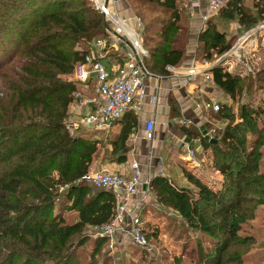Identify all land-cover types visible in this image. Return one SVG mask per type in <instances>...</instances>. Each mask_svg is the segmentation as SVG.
Returning <instances> with one entry per match:
<instances>
[{"label": "trees", "instance_id": "trees-1", "mask_svg": "<svg viewBox=\"0 0 264 264\" xmlns=\"http://www.w3.org/2000/svg\"><path fill=\"white\" fill-rule=\"evenodd\" d=\"M126 1L142 22L147 71L169 75L167 68L179 67L185 58L190 0ZM244 1L231 0L216 15L237 21L247 32L264 22V0H253L252 14ZM141 7L149 17L135 13ZM211 19L195 50L206 62L233 46ZM107 36V21L89 0H0V264H110L108 252L100 254L107 249L106 238L93 239L85 254L84 231L111 223L114 196L75 184L97 162L101 148L82 133L70 136L65 126L78 89L69 79L73 68L93 39ZM209 72L231 100L214 114L226 122L221 133L201 140L222 176L221 188L214 192L186 171L193 191L154 177L150 192L157 207L178 217L152 205L141 213L149 210L178 245L170 264H250L255 236L247 233L248 226L264 209V105L248 101L264 89V70L255 78L230 74L221 64ZM135 127L134 117L123 124L110 142L112 157L126 148ZM65 210L75 214L71 221ZM145 229L149 242L160 233L152 224Z\"/></svg>", "mask_w": 264, "mask_h": 264}, {"label": "crops", "instance_id": "crops-1", "mask_svg": "<svg viewBox=\"0 0 264 264\" xmlns=\"http://www.w3.org/2000/svg\"><path fill=\"white\" fill-rule=\"evenodd\" d=\"M126 3V0H117V15L121 19L126 20L130 25H133L131 20L134 14L127 8ZM111 10L114 12V7H112ZM205 10L206 6L202 2L199 7L190 10V15L192 16L191 23L194 22L192 25L195 26V29L199 26ZM210 17H212V15ZM199 29L200 28L196 29L195 32L193 55L192 53L187 54L185 56L186 58H184V63L179 67L167 68L170 72L167 76L151 74L150 77L146 78V101L140 112L136 113L134 111H128L123 115L120 121L112 123L105 129L96 130L80 126L75 131L74 135L82 133L91 140L99 141L100 137H116L125 122L129 121L131 117L136 119V127L132 129L131 134L126 141V148L116 156H123L124 162L117 163L115 161L110 162L99 160L91 169L104 170L128 179L131 172V165L137 163L141 173L142 182L146 179L152 180L154 177L162 176L169 181L174 182L179 188L190 189L189 187L191 186L183 176V172L186 171L198 178L212 191L216 192L220 190L222 176L218 171L213 169L211 153L209 150L203 149L201 140L203 139L202 132L203 134L205 133L209 135V138L206 137L208 138L207 140L212 139L215 133H221L226 122L211 119L209 114L214 115L215 113L206 110L204 108V103L216 102L223 107L229 106L231 100L215 86L212 79L211 81H206L202 76L203 74L198 73L190 78H185L184 76L186 73L185 71L191 66L202 67V71L208 73H210L209 71L213 68L212 64L211 67H205L204 63L199 65L195 59V41ZM246 33L247 32L243 33L242 36ZM241 37L236 40L234 45L237 44ZM126 51L127 48L119 42L108 43L106 54L101 59V63L109 72L110 76H113L118 67L124 63ZM226 59L227 57L224 61H226ZM223 63H221V66ZM230 67L228 70L225 68L228 73L238 75L242 78L249 75L255 78V74L259 71L258 70L254 75H244L243 72L236 74L238 71L234 70V72H231L230 69H232V67ZM76 85L78 88L76 91L79 92L81 96L79 101L85 99L91 101V103H88L87 106H84L83 108L79 107L78 101L75 102V104L71 103L68 107L67 120L69 122H77L79 119L84 118L87 112H92V100L95 99L97 95L96 80L95 76L92 74L89 76L86 85H79L77 83ZM147 120H153L154 122V133L151 140H146L143 136L144 123ZM161 127L165 129L164 134L160 130ZM192 131L196 134H192ZM186 133L192 135L189 136ZM212 142L213 141H211V143ZM187 148L193 150L195 156L194 159L197 161L195 164L191 162L185 164L184 161L187 160L185 157ZM196 169L198 170V174H196ZM204 172H207V179L209 181L206 178L203 179L204 176H202V174ZM140 189L148 190L149 192L148 200L140 206L139 217L141 221V211L144 206L152 205L155 208L158 207L157 204L153 202L155 199L150 192V188L142 186ZM146 223H154L152 216L148 215L147 220L142 222L143 230L145 229ZM247 231L255 236L256 245L255 249L251 252L250 264H263L264 209H260L259 216L250 223Z\"/></svg>", "mask_w": 264, "mask_h": 264}, {"label": "built area", "instance_id": "built-area-1", "mask_svg": "<svg viewBox=\"0 0 264 264\" xmlns=\"http://www.w3.org/2000/svg\"><path fill=\"white\" fill-rule=\"evenodd\" d=\"M89 1L93 9L100 12L106 19L108 37L93 39L88 44L89 49L83 56L82 61L78 62L73 68V79L79 85H86L91 74L95 76L97 95L92 100V112H87L86 116L77 122H69L68 120L65 122L70 136H73L80 126L96 130L105 129L112 123L120 121L128 111L140 112L146 101L145 80L151 75L144 65V59L148 56V53L142 44L141 20L134 15L131 20L133 25H130L126 20L118 17L116 10L117 0ZM201 2L206 6L205 13L202 16L204 23L211 15L225 8L231 0H190L188 9L192 10L195 7H199ZM112 7H114V12L111 10ZM261 28H264V22L260 24L258 30ZM257 31L250 32L249 30L244 36L250 33L254 36ZM244 36L238 40L235 48ZM251 38L249 37L248 39ZM109 42H119L127 48L125 61L118 67L113 76H110L101 63ZM247 43L248 41L246 40L243 43V47L237 50V55L233 54L234 48L227 57H237V62L246 67V71H243V73L254 75L257 71L248 68L245 62L246 58L255 51V41L248 48L244 47ZM204 66L211 67V64L204 62ZM185 72V78H190L200 73L203 74L202 76L206 81H211L212 79V75L202 71V67L191 66ZM80 97L79 92H73L71 103L75 104L78 101V105L81 108L91 103V101L85 99L79 101ZM204 108L214 113L221 110V106L216 102H206L204 103ZM153 133V120L145 121L144 139L151 140ZM203 138L208 139L205 135H203ZM186 150V161L195 164L197 161L194 159L193 150L191 148ZM81 183L99 191H108L114 196L115 214L111 223L101 227L90 228L94 237L108 240L107 250L113 252L119 246L124 247L125 243L140 250L148 249L149 241L143 233L139 210L140 206L148 200L149 194L148 190L140 189V187L146 186L150 188L151 180L146 179L142 182L137 163L131 165L128 179L104 170L91 169L75 181V184Z\"/></svg>", "mask_w": 264, "mask_h": 264}, {"label": "rangeland", "instance_id": "rangeland-1", "mask_svg": "<svg viewBox=\"0 0 264 264\" xmlns=\"http://www.w3.org/2000/svg\"><path fill=\"white\" fill-rule=\"evenodd\" d=\"M126 2H127L126 3L127 8L130 11H132V9L129 5V2L128 1H126ZM243 4H244L245 8L247 10L249 8L248 11L251 12L250 9H252L253 0H245ZM189 5H188V8H189ZM146 9H147V7H144V8L141 7L137 11L136 10H134V11H135V13H138V15H140L141 17H149V14H148ZM132 13H133V11H132ZM216 14H213L214 16L212 15V17H209V19L212 18L210 20V24H214L216 30L220 33H223L225 35V39L227 41L232 40L231 42L234 46V44L236 43V40L239 37H241L243 35V33H245V30L243 29V27H240V25L238 24L237 21L226 22L224 19H222L221 16H219V14L218 15H216ZM251 14H252V12H251ZM185 20H186V24H187V28H188V44L186 46V53H185V56H186L189 53L190 54L192 53V55H193V42H194V37L196 35V33H195L196 29L200 28L199 29L200 31L198 30V34L196 36V38L198 39L199 34L202 31H204L209 26V24L208 25L206 24L208 20L203 23L202 17H201V22L199 23V26L195 29V26L192 25L194 22L191 23L192 16L190 15V10L188 11V13H186ZM197 39L195 41V50L196 51H197V46H198ZM253 40L255 41L254 46H256L255 51L253 52V54L251 56H248L246 58L245 64H247L248 68L253 69L254 71L264 70V28H261L260 30H258L256 32V34L253 36ZM239 44L240 43H238V45ZM79 47L82 48L81 45H79ZM195 56H196L195 59L199 65L206 62L204 60V58L202 57L203 56L202 54L196 55V52H195ZM219 58H214L211 62H208V63L214 64ZM184 61H185V59L183 60V63H184ZM237 61H238L237 57H234V56L231 58L227 57L226 61H224L222 66H223V68H226L228 70L230 65H231L232 69H230V71L231 72H234V70L238 71L236 74H239V72L246 71V67L241 65ZM69 79H73V76L72 77L70 76ZM244 100H245L244 98H241L240 102L242 103V102H244ZM248 102H250L254 106H256V105L263 106L264 105V89L262 91L261 90L258 91V93L257 92L254 93L252 95V98ZM209 117L211 119H214L213 114H209ZM160 130L163 134L165 133V129H163L162 127ZM192 134H196V133L194 131H192ZM204 134L202 132V135H204ZM208 136H209L208 134H205V137H208ZM114 138H115L114 136L100 137V140L98 142H99V146L101 148L100 149L101 153H100V156H99L97 161L100 160V161L114 162L117 158L116 156L122 152L121 151V152L117 153L113 157L111 156L112 148L110 146V142L112 140H114ZM108 145H109V148H108ZM184 162H185V164H188V161H184ZM191 166H193V165H191ZM196 174H198V170H197ZM183 176H184V174H183ZM202 176H204L203 179L204 178L207 179V172H204L202 174ZM178 185H179V183H178ZM189 188L191 189V191L194 190V188L192 186ZM153 202H155V200ZM159 207L158 208L153 207V208L154 209H162V210H164V212L168 216H170V218H176L175 212L172 211L171 209H166L164 207L159 208ZM63 214H64V217L67 218V221H71L73 216H75L74 213L68 212L66 210L63 212ZM148 215L152 216V218L154 220V223H152L153 228H155V226H156V227H158V229L160 231V233L157 235V238L152 239L151 236H149L150 242H149L148 249L140 250L141 252H137V253H136V251H134V249H133L134 247H132L131 245L126 244V243L124 244V247L119 246L113 252L107 251V249L105 247L104 249H102V251H100V254L108 252L107 256L109 257V260H110L109 263L110 264H150L148 262L150 260H152V262H155L157 264H170V263H172L173 258L178 256L177 254L179 253V247H178V245L173 244V242L171 241L172 239H170V237L168 236V234L165 233V231H162L163 229H161V228L163 226V223L160 222V220H157L158 218L154 217V215L149 210L144 211V214H142L143 221L147 220ZM142 219H141V221H142ZM141 221H140V223L142 225L143 221L142 222ZM149 231L151 232V230H149ZM247 233H249V232L247 231ZM84 235L89 237V241H87L85 243V245H87L85 254L88 256L91 252L92 240L95 239L96 237L93 236L90 229L85 230ZM255 247H256L255 244L252 245V250H254ZM98 257L99 256L96 257V260L99 259ZM263 261H264V256H263Z\"/></svg>", "mask_w": 264, "mask_h": 264}, {"label": "bare ground", "instance_id": "bare-ground-1", "mask_svg": "<svg viewBox=\"0 0 264 264\" xmlns=\"http://www.w3.org/2000/svg\"><path fill=\"white\" fill-rule=\"evenodd\" d=\"M130 32V31H129ZM249 37H252L251 39H248ZM248 41V43L244 46L246 48L250 47L252 44H254V40H253V36H252V33L244 36L240 41H239V45L233 50V54L237 55V50L241 47H243V43L245 41Z\"/></svg>", "mask_w": 264, "mask_h": 264}, {"label": "water", "instance_id": "water-1", "mask_svg": "<svg viewBox=\"0 0 264 264\" xmlns=\"http://www.w3.org/2000/svg\"><path fill=\"white\" fill-rule=\"evenodd\" d=\"M260 28V25H258V26H256V27H254L253 29H251L250 30V32H255V31H257L258 29ZM235 48V45L226 53V54H224L223 56H221L214 64H212V66L214 67V66H216V65H218V64H221L224 60H225V58L227 57V55L233 50ZM213 142H215V141H213ZM95 191H99V190H97V189H94Z\"/></svg>", "mask_w": 264, "mask_h": 264}]
</instances>
